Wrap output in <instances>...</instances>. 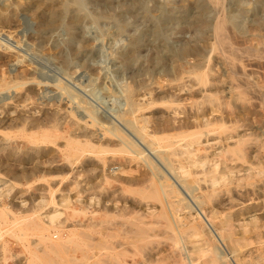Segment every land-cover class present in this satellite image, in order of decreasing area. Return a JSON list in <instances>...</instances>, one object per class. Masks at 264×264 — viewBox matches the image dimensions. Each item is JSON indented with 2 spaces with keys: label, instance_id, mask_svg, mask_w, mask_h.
<instances>
[{
  "label": "rangeland",
  "instance_id": "374dc122",
  "mask_svg": "<svg viewBox=\"0 0 264 264\" xmlns=\"http://www.w3.org/2000/svg\"><path fill=\"white\" fill-rule=\"evenodd\" d=\"M51 4L56 18L45 27ZM196 11L184 9L181 0H0V119L7 120L0 127V264H26L30 260L48 264L47 258L56 260L51 264H104L92 248L97 239L95 225L100 220L107 234L118 235L109 242L121 243L116 250L124 252L129 237L122 234V224L130 226L135 216L151 212L149 207L159 210L160 204L140 199L130 191L134 186L119 180L137 176V162L129 164L128 174L117 172L126 157L118 154L119 140L109 132L103 138L104 129L91 126L85 110L106 126L117 123L133 136L118 118L127 106V87H135V98L145 103L163 89L174 90L173 85L183 83L192 86L189 91L188 86L174 90L183 101L171 108L157 102L143 114L147 118L157 111L177 121L185 111L201 114L205 110L212 121L210 131L202 134L200 155L209 159L204 168L215 164L216 173H224L228 179H220L215 191H207L198 209L212 219L217 234L230 239L223 237L225 241L219 243L200 220L194 219L195 214L185 209L181 215L190 220L193 217L199 226L195 236L184 234L188 249L197 250L193 264H203L205 258L198 249H209L208 245L226 252L233 264H264V0H222L220 7L210 8L209 23L218 16H232L245 30L233 37L238 56L233 67L226 55L229 57L231 51L228 47L212 50L211 30L202 33L191 28ZM258 20L262 28L254 32L252 26ZM249 45L257 52L249 51ZM185 46H199L200 54L177 60L175 56ZM193 63L208 71L210 81L204 88L211 89L210 96H217L213 101H204L202 86L194 77L186 74L179 82L172 80L176 66L188 69ZM190 130L198 131L196 127ZM95 133L101 140H93V147L84 146L90 135L97 139ZM71 137L82 142L72 151H82H75L67 160L63 150ZM237 144L241 151L233 152ZM149 152L166 170L159 157ZM191 169L197 172L191 177L199 181L194 193L200 195L198 187L205 190L207 185L203 167L196 164ZM138 209L140 213L133 212ZM50 214L60 215L50 223ZM33 220L50 228L53 241L67 240L69 230L75 232L72 240L76 241L88 233L90 240L83 241L85 251L75 254L80 260L69 258L74 254L71 243L64 244L69 247L65 254L48 253L38 233L27 227L20 230ZM226 221L228 225H222ZM170 233L151 237L150 249L166 247L167 241H162L169 240ZM60 256L64 259L58 260ZM133 258L128 253L123 256L124 263L132 264L137 259ZM137 260L141 261L140 256Z\"/></svg>",
  "mask_w": 264,
  "mask_h": 264
},
{
  "label": "bare ground",
  "instance_id": "6f19581e",
  "mask_svg": "<svg viewBox=\"0 0 264 264\" xmlns=\"http://www.w3.org/2000/svg\"><path fill=\"white\" fill-rule=\"evenodd\" d=\"M181 2H182V7L184 9L197 10L196 12H194L195 14L190 21V23L192 22L191 28L197 29L202 33H204L206 30H211L213 32L214 42L211 44L212 50L222 48L221 50L224 51L226 47H228L231 50L229 51V57L228 54L226 55L229 60L228 62H230V64L233 67L235 65V62L238 60V56L236 53L237 49L234 47L235 38L233 39V37L236 35L238 36L244 34L245 33L244 28H240V25L237 23L236 19L232 16H225V15L218 16L215 18L212 24L209 23L208 19L206 18L210 11V8L220 7L222 4V0H193V1L181 0ZM55 18H56V11L53 5L51 4V6H49V18L44 24L45 27L51 26L54 23ZM261 28H262V22L259 20L256 22L254 26H252V30L254 32H258ZM260 42L263 43V39H261ZM259 45L260 44H258V46ZM246 48L249 51L257 52V49L254 48L253 46L249 45ZM200 51L201 48L199 46H192V47L185 46L182 49V51L175 56V58H177V60L178 59L180 60L182 59L180 58L181 56H189V55H192L193 57L194 56L197 57L200 54ZM262 53H264V50ZM126 58H129V56H126ZM200 65H198V63L196 64L193 63L192 65L189 66L188 69H181L178 66H176V69L173 72L172 80L174 82H179L184 79L183 76H185L186 74L188 77H192V78L194 77L196 82L202 86V88H200V95H202V97L205 98L204 101L206 99L207 100L210 99L211 101H213L214 99H216L217 96L216 97L210 96L211 92L209 91H211V89L204 88L207 86V83L210 81L208 71L202 69ZM233 75L236 74L233 73ZM33 80L36 81V79ZM46 83L47 82H45L44 84ZM170 85H173V83ZM173 86L171 88L174 89L175 91L176 90L181 91L184 89L185 86H188L187 88L185 87L188 91L192 89V86L186 85L185 83H183L182 86L180 84ZM174 90H170V88L163 89L162 91H160V94L157 97H153L149 101H146L145 103H141L135 98V92H136L135 87L133 86L127 87V89L125 90L127 106L124 113L120 112L118 118H120L121 122L123 121L124 124H126V126L131 131H133L134 134H131L133 136H130V132L128 133L127 130L125 132L124 129H122L117 123L112 124L111 127L106 126L105 123L96 119L97 117L95 118L92 115L93 113L91 114L89 110H85L87 117H89L90 118L89 120H91L89 121L90 125L99 126L100 128L102 127L104 129V131H102L101 134L103 138L105 137L106 132H109L112 136L116 137V139L119 140V142L116 143V145L120 146L117 149L118 154L119 152H121L126 157L123 158L125 159L124 160L125 163L119 165L117 172L128 174L130 172L129 164L133 163L134 161L137 162V166H135L136 167L135 170L136 173H138V175L129 179L119 178V180L131 186H134L133 189H130V191L136 193L140 197V199L153 200L160 204L159 210H156V208L153 207H149L148 208L149 210L153 209L151 212L142 211V213H140V209H138L137 211H133L140 213V214L136 213L138 214V216H135V222H132L130 226H125V224H122L124 229L122 234L128 235L127 237H129V240L126 241V243L129 246L126 247V249H124L125 250L124 252L116 250V247H119L121 243L116 242L115 240L109 242L108 240L109 238L118 235L116 233L113 234V236L111 234H107L105 229L106 226L104 227L103 224L104 221L100 220V222L95 225L96 228L95 232L97 233V239L94 240L95 243L92 248L94 254L98 256V260L103 262L104 264H125L123 260V256H126L128 253H130L131 256L134 257L133 260L136 258L138 259V256H140L141 261L138 262V260L136 259L133 261L132 264H193L194 262L193 254H196L197 250H193L192 248L188 249V247L186 246L187 245L186 241L184 240V234H188L191 237L195 236V233L198 231L197 227L199 226H197V224L195 223L196 221L195 222L193 221V217H191L192 219L190 220L184 214L181 215V212H183L185 209L189 210L188 213L192 211L195 214L194 219L200 220L204 225L202 226L213 234L212 236L216 241L218 240L219 243L222 244H223L222 241H225L223 240L225 237L221 234V232L217 234L216 231L214 230L215 227L213 226L212 219L205 213L204 210L201 211L200 209H198V207L201 208L200 205L204 202V198L208 195L207 191H212V192L215 191L214 186L219 183L220 179L224 181L228 179L224 173L222 174L216 173L217 165L215 166V164L213 165V168L211 167L204 168L205 164L208 163L209 159L206 156L200 155L202 134L203 132L210 131L209 127L210 125H212V121H210L207 118L208 111L206 112L204 110L201 114H197L196 112H194L193 114L191 111H185L183 112L184 117L177 121L175 119H170L168 117H165L163 113L160 114V112L157 111L152 112L150 117L147 118L143 114L145 110H150L157 102L159 104L171 108L172 105L176 103L178 104L181 101H183L184 99H182L178 94H176ZM66 92L67 91L64 90V93ZM205 92H209V93H205ZM173 112L176 113V110L175 111L173 110ZM204 118L206 119L203 120ZM23 122L24 121H22V123ZM86 122L88 123V120H86ZM6 123L7 120L0 119V127ZM8 124L13 125V123H8ZM31 126L32 128L36 126L38 127V125H31ZM193 127L194 128L196 127L198 131H193V130L191 131L190 129ZM222 128L223 126L221 125L220 129ZM86 136L87 135H85V137ZM95 136L97 137V139H94V137L92 138V136L90 135L89 138H87V141L83 143V145L88 147H93L94 146L93 140L95 141L101 140L100 139L101 136H98V134L96 133ZM43 137L44 140L46 141L48 140L47 136H43ZM44 140L43 142H46ZM78 144H82V142L75 139L74 137L73 138L71 137L68 140H66V144L64 147L65 150H63V152L65 151L64 156H66L67 160L70 159V157L73 155L75 151L76 152L78 151V148L77 150L72 151V149L74 150L76 145ZM193 145H197V147L191 149ZM149 151L153 152L155 156L159 157L161 161L160 163H162L165 166L166 170L163 167L161 168V166H159L161 164H159L156 160H153V158H151L150 155H148V153H150ZM232 151L233 152L241 151L240 144H237L236 147L232 149ZM196 164H200L203 167L202 173L204 175V180L206 181L207 184L205 190L202 189L203 188L202 186L198 187L199 190H202L200 195L194 193V187L199 183V181L195 177H191L197 173L191 169V167ZM177 170L178 171L180 170L181 173L178 174ZM171 173H174L176 175L175 176L176 178H174L171 175ZM182 175H184L185 177ZM208 183L212 187L211 189L209 188L210 186L208 185ZM187 193L191 196V198H189ZM139 203L140 200L137 204ZM139 206L140 205H136V208ZM130 212L132 213V211ZM134 214L135 213H133V215ZM50 215L48 216L49 222L52 223L56 218H58L57 216L60 214L58 215L53 214L51 216ZM127 221H129V219ZM1 223L2 222H0V225ZM227 223L228 222L226 221L224 224L222 223V225L226 226L228 225ZM26 227L34 231L35 233H38L36 235L39 236L40 240L45 242V250L48 253L54 252L58 254H63L64 252L65 254L67 252V248L69 247L68 246L67 248L64 247V244L71 243L70 250L74 251V254L69 255V258L73 261L80 260L77 257H75V254L80 250H84L83 241L88 239V235H89L86 232L88 235L85 234L81 236L82 237L81 239L83 240L76 241V240H72V238L75 235V232L73 230H69V236L67 237L68 238L67 240L60 239L59 241H53L54 239H52L53 237L49 233L50 228L39 225V223L36 222L35 220L24 224L22 227H20V230H25ZM225 230L227 229L225 228ZM171 231L172 233H170L169 236L167 235V238L169 240L162 241L164 243H166L167 241L166 247H163L164 245H162L158 248V250L157 248L150 249L149 243H151L150 240L151 237H158V236L163 237L166 236V233H169ZM229 234H231V232ZM227 237L228 239H230L229 235ZM26 239L27 238H25V240ZM228 239H226V241ZM231 243L232 246L236 248L237 242L233 240V238L231 239ZM231 243L229 245H231ZM204 244L208 245V243L207 244L204 243ZM208 246L207 247L209 249H206L205 247L204 249L202 248L198 249V253H201L202 256H204L203 259L205 258L203 260V264H233L230 262L231 258L227 257L226 252L221 253L220 251L216 250V247L213 246L211 247L212 249L211 250L210 245ZM233 247H231L232 250ZM147 248L149 250H147ZM3 250L6 251V248L3 247ZM103 250H107L108 251L107 254L102 253ZM237 251L238 250H234V253ZM229 252L231 253V251ZM86 255L87 254H85L84 257ZM235 255L237 254H234V257ZM35 259H37L39 262L42 261V259H40L38 256H36ZM60 259H64V257L62 256L58 257V260ZM4 260H6V258H4ZM52 261L56 263V260H54L53 258L46 259V263L48 264H51ZM28 263L36 264L34 260H30L29 262L27 261L26 264Z\"/></svg>",
  "mask_w": 264,
  "mask_h": 264
}]
</instances>
